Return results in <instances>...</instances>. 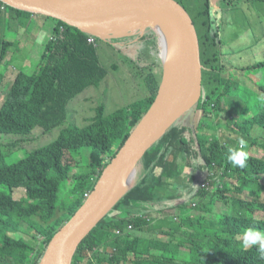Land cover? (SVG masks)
I'll use <instances>...</instances> for the list:
<instances>
[{"label":"trees","instance_id":"trees-1","mask_svg":"<svg viewBox=\"0 0 264 264\" xmlns=\"http://www.w3.org/2000/svg\"><path fill=\"white\" fill-rule=\"evenodd\" d=\"M175 1L188 9V0ZM202 1L203 7L198 0L201 6L191 16L203 65L200 117L194 127L176 121L165 130L143 157L135 186L83 240L72 264H264L258 246L244 248L241 243L246 229L264 233V219L259 218L264 216V158L247 155L244 168L227 160L228 149L239 148L241 140L264 151L257 136L264 130V84L258 83L264 74L256 72L264 71V60L239 66L236 59L227 58H242L243 49L234 46L245 42L239 35L228 44L227 30L256 25L254 9L264 5V0H245L241 5V0H221L220 11L212 0ZM0 12L8 16L0 27L21 28V35L35 29L37 16L56 23L51 40L43 44L36 71L18 74L0 108V134L18 136L20 140L10 145L16 148L37 127L48 132L63 125L69 101L99 86L108 72L101 64L100 38L92 42V36L60 20L2 1ZM155 39L149 31L137 44L142 46L138 60L146 69L141 76L148 90L144 98L112 113L99 105L84 126L64 128L55 142L28 153L19 163H5L0 147V264L39 263L147 113L161 79L154 66L147 64L149 44L153 46ZM15 44L20 47L19 40H0V64ZM226 60L241 74L234 75ZM5 77L0 71V90ZM256 89L258 99L253 97ZM82 150H90L85 167L71 156ZM192 160L199 165L190 171ZM205 173H210V186L198 189ZM180 189L188 200L177 201ZM20 190L24 196L18 199ZM168 202L169 211L176 210L178 219L163 216L167 212L163 205ZM219 207L221 212H217ZM130 225L134 230L127 233Z\"/></svg>","mask_w":264,"mask_h":264},{"label":"water","instance_id":"water-1","mask_svg":"<svg viewBox=\"0 0 264 264\" xmlns=\"http://www.w3.org/2000/svg\"><path fill=\"white\" fill-rule=\"evenodd\" d=\"M26 12L49 16L101 40L152 32L162 23L172 32L177 55L171 65L160 57L162 76L147 113L108 163L82 206L50 242L38 264H72L83 240L136 184L147 151L176 121L195 126L203 95V65L197 28L188 11L175 0H0ZM120 33V34H119ZM140 39V38H139ZM141 168V169H140ZM128 178L131 183L125 189ZM131 185V186H130ZM203 182L200 185V189Z\"/></svg>","mask_w":264,"mask_h":264},{"label":"rangeland","instance_id":"rangeland-1","mask_svg":"<svg viewBox=\"0 0 264 264\" xmlns=\"http://www.w3.org/2000/svg\"><path fill=\"white\" fill-rule=\"evenodd\" d=\"M200 1L202 2L203 7V1ZM244 1L245 0H241L238 4L241 5ZM221 2V0H212L215 10H223ZM188 4V13L191 14L192 17L193 15L196 16L201 4L198 3V0H188ZM242 9L246 14L249 13L247 6L242 7ZM254 10L257 13L258 18L255 16L252 22H257L256 25L244 28H230L227 30L228 44L232 42V40H229L231 37H238L239 35L240 37L238 39L245 41L242 46L240 44L239 48V43L234 46L235 49H243L244 55H240V57L243 55L242 58L239 59V56L227 57L231 61L236 59V64L239 66H247L257 60L258 62L264 60V5ZM2 11L6 12V9L2 8ZM260 11H262L261 14ZM3 12H0V25L5 22L4 20H8L7 14ZM223 12L224 11H222V13ZM39 21L52 20L39 16L38 20H35V23H38ZM235 22L239 23L238 17L235 19ZM230 25L233 24L230 23ZM53 27L54 24H46L39 30V33H34L35 31H32L31 33H25L22 36L19 35L18 30H11L14 29L13 26L11 29H9L7 25L0 27V40H10L13 42L16 40L22 41L21 51H13L8 55V58L10 56L12 60H8V63H4L3 61V63L0 64V71H2V73L4 72L6 75L5 84L0 90V108L4 105L16 76H18L20 72L33 74L36 71L42 59L41 54L44 52L43 44L50 40ZM253 30L255 31V34ZM139 38V35H131L118 39L100 41L98 44L99 55L101 57L102 66L108 72L107 79L103 83L101 82L99 86L85 89L83 93L69 101L68 117L63 125L48 132L37 127L31 138L21 139L22 141L16 148H13V146L10 145L20 140L18 136L12 134H0V147H2L4 152L3 161L7 164L19 163L28 153L55 142L64 128L74 125L84 126L86 121L96 114V108L101 104L106 106L107 113H112L131 102L144 98L147 95L148 90L141 80V76L143 72H146V69L141 66V63L138 60V56L142 49V46H140V48L137 46ZM253 48H258V50L256 52H251ZM160 51L161 48L156 39L153 46L152 44H149V61H147V64H150V67L152 65L154 66V72L159 78L162 76V64L160 59L162 53H160ZM143 55L144 54H141L142 57ZM226 63L229 64L230 71H232L234 75L241 74V72L235 69L228 60H226ZM256 72L258 76L260 75L261 77L262 74H264V71L261 74L258 71ZM228 73L229 72L226 69L225 74L228 75ZM241 80L247 81L245 79ZM258 83L264 84V75ZM250 84L251 86H254L252 83ZM253 97L254 99H258L257 89L255 90ZM223 116L226 117V114ZM199 117L200 112L198 111V113H196L195 125ZM261 132L260 135H257L260 138L258 142L264 144V130H261ZM245 144L246 147L244 150L247 152L248 156L261 159L264 158V151L259 146H251L248 142H245ZM89 154L90 150H82L77 153H72L71 156L76 162L83 165L81 167H85L86 159H88ZM85 171V168L81 170V172ZM208 174L209 173H205L201 178H205ZM133 183L134 182H132V184ZM23 192V190H20V196L18 194L16 197L19 199L24 196ZM220 209V207L217 208V212H221ZM166 211L167 212H165L163 216L169 217L170 219H178V213L176 210L169 211V209H167ZM259 218L264 219V216H260ZM183 251L185 252V249H183Z\"/></svg>","mask_w":264,"mask_h":264},{"label":"clouds","instance_id":"clouds-1","mask_svg":"<svg viewBox=\"0 0 264 264\" xmlns=\"http://www.w3.org/2000/svg\"><path fill=\"white\" fill-rule=\"evenodd\" d=\"M245 147H246L245 142L241 140L239 148H236V149L229 148L228 149L227 160L233 166H238L240 168H244L246 166V160L248 157H247V152L244 150ZM198 165L199 164H197L196 161H193L194 168L198 167ZM209 178H210V173L207 176H205V179L201 178L200 182L201 183L203 182V186L201 187V189H203L206 186H210V183L207 182ZM200 185H198V189H200ZM174 205H176V203ZM127 233L129 232L127 231ZM241 243L244 248H248L250 246H258V250L261 253V256L264 257V233L254 230V229H246L242 234Z\"/></svg>","mask_w":264,"mask_h":264},{"label":"bare ground","instance_id":"bare-ground-1","mask_svg":"<svg viewBox=\"0 0 264 264\" xmlns=\"http://www.w3.org/2000/svg\"><path fill=\"white\" fill-rule=\"evenodd\" d=\"M152 26L157 30V32L160 35V40H161V44H160L161 51H160V53H162V55H160V57H162L166 63H168L169 60H171V65H173V63L176 59V55H177V44H176V40H175L172 32L169 30L168 27H166L162 23H152ZM166 52H167V54H166ZM131 181H132V178L127 179L126 184H125V189L129 186ZM131 185H132V183H131Z\"/></svg>","mask_w":264,"mask_h":264},{"label":"crops","instance_id":"crops-1","mask_svg":"<svg viewBox=\"0 0 264 264\" xmlns=\"http://www.w3.org/2000/svg\"><path fill=\"white\" fill-rule=\"evenodd\" d=\"M16 14V13H15ZM17 15V14H16ZM38 17L39 16H37V17H35V20H38ZM41 17V16H40ZM45 20V19H44ZM51 22H54V23H51ZM46 24H54V27L56 26V23H55V21H39L38 23H36V25L34 26L35 27V29L33 30V31H35L34 33H39V30L42 28V27H44ZM53 27V28H54ZM14 30H18L19 31V35H21V32H22V30H21V28H16V29H14ZM32 32V31H31ZM31 32H27V33H31ZM23 35V34H22ZM21 35V36H22ZM50 40H51V37H50ZM44 43H46V42H44ZM21 47H22V41H20V47L19 48H17V44H15V46H13L11 49H10V51H9V54L10 53H12L13 51H21ZM8 54V55H9ZM7 58H8V56H7ZM11 61L12 60V58L9 56V58L8 59H6V63H8L9 61ZM17 77V76H16ZM16 79V78H15ZM193 161H195V160H192L191 161V163H190V165L188 166L189 167V169H190V171L191 170H193ZM198 162V160L196 161V163ZM203 179H205V178H203ZM202 179V180H203ZM178 192H180V194L182 195L181 196V198H178L177 199V201H182V200H186V199H188L189 197L188 196H186V194H185V190H183V189H180V190H178ZM170 202V201H169ZM165 203L164 205H163V209L164 210H167V209H170L171 208V203Z\"/></svg>","mask_w":264,"mask_h":264},{"label":"built area","instance_id":"built-area-1","mask_svg":"<svg viewBox=\"0 0 264 264\" xmlns=\"http://www.w3.org/2000/svg\"><path fill=\"white\" fill-rule=\"evenodd\" d=\"M95 39L96 38H94V37H91L90 38V41H95ZM133 231V226L132 225H130L129 227H128V232H132ZM121 235V233L120 232H118V236H120Z\"/></svg>","mask_w":264,"mask_h":264},{"label":"flooded vegetation","instance_id":"flooded-vegetation-1","mask_svg":"<svg viewBox=\"0 0 264 264\" xmlns=\"http://www.w3.org/2000/svg\"><path fill=\"white\" fill-rule=\"evenodd\" d=\"M218 11H220V10H218ZM193 19V18H192ZM193 21H194V19H193Z\"/></svg>","mask_w":264,"mask_h":264}]
</instances>
